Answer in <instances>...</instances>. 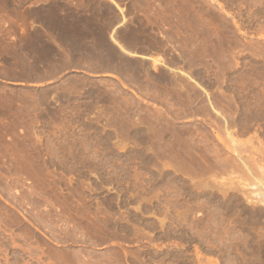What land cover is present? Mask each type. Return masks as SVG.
Returning <instances> with one entry per match:
<instances>
[{"label": "rangeland", "instance_id": "obj_1", "mask_svg": "<svg viewBox=\"0 0 264 264\" xmlns=\"http://www.w3.org/2000/svg\"><path fill=\"white\" fill-rule=\"evenodd\" d=\"M263 179L264 0H0V264H264Z\"/></svg>", "mask_w": 264, "mask_h": 264}, {"label": "bare ground", "instance_id": "obj_2", "mask_svg": "<svg viewBox=\"0 0 264 264\" xmlns=\"http://www.w3.org/2000/svg\"><path fill=\"white\" fill-rule=\"evenodd\" d=\"M142 57H146V56H142ZM255 179H256V178H255ZM261 180H262V179H261ZM263 180H264V179H263ZM260 185H261V183H260ZM259 187H260V186H259ZM263 187H264V186H263ZM259 190H260V189H259ZM253 193H254V192H253ZM255 194H256V193H255ZM258 195H259V194H258ZM263 196H264V194H263ZM260 199H261V198H260ZM260 202L264 203V198H263V200H261ZM259 235H260V234H259ZM259 237H260V236H259ZM261 237H262V236H261ZM257 238H258V237H257ZM258 240H259V239H258ZM258 240H257V241H258ZM255 241H256V240H255ZM255 241H254V242H255ZM257 241H256V242H257ZM252 242H253V241H252ZM261 242H262V241H261ZM262 243H264V241H263ZM255 244H256V243H254V245H255ZM257 244H258V243H257ZM254 247H255V246H254ZM257 247H258V246H257ZM259 247H260V246H259ZM258 250H259V249H258ZM252 263H253V262H252Z\"/></svg>", "mask_w": 264, "mask_h": 264}, {"label": "water", "instance_id": "obj_3", "mask_svg": "<svg viewBox=\"0 0 264 264\" xmlns=\"http://www.w3.org/2000/svg\"><path fill=\"white\" fill-rule=\"evenodd\" d=\"M137 55H140V54H137ZM140 56H144V55H140Z\"/></svg>", "mask_w": 264, "mask_h": 264}]
</instances>
